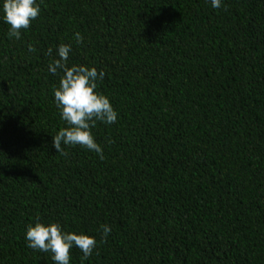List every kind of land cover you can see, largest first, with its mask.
<instances>
[{
	"label": "trees",
	"instance_id": "trees-1",
	"mask_svg": "<svg viewBox=\"0 0 264 264\" xmlns=\"http://www.w3.org/2000/svg\"><path fill=\"white\" fill-rule=\"evenodd\" d=\"M37 3L19 39L0 19V264H53L24 239L37 215L96 237L69 264H264V0ZM61 43L104 70L103 159L52 146Z\"/></svg>",
	"mask_w": 264,
	"mask_h": 264
},
{
	"label": "clouds",
	"instance_id": "clouds-1",
	"mask_svg": "<svg viewBox=\"0 0 264 264\" xmlns=\"http://www.w3.org/2000/svg\"><path fill=\"white\" fill-rule=\"evenodd\" d=\"M221 3L222 0H210L213 9L219 8ZM40 10L37 0H0V19L8 25V35L16 39L20 38L22 29L29 28ZM73 38L77 44L83 39L79 32H74ZM27 49L35 51L32 44H28ZM71 50V44H58L55 56L47 65L49 73L59 75L58 86L52 91L60 119L65 124L51 136L52 146L56 152L63 153L62 145H80L103 159L102 147L96 142L91 129L97 122L105 125L115 123L118 114L108 96L98 90V82L105 76L104 70L86 64H69ZM48 51L51 53V49ZM110 231L109 225H101V240ZM23 235L29 248L50 253L53 264H69L73 248H78L86 259L97 245L95 236L83 231H66L59 221H45L39 215L25 225Z\"/></svg>",
	"mask_w": 264,
	"mask_h": 264
}]
</instances>
